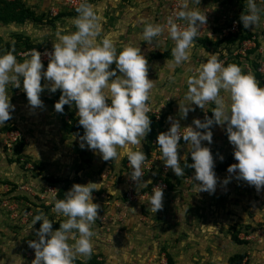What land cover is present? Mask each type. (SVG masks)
Instances as JSON below:
<instances>
[{"label": "rangeland", "instance_id": "374dc122", "mask_svg": "<svg viewBox=\"0 0 264 264\" xmlns=\"http://www.w3.org/2000/svg\"><path fill=\"white\" fill-rule=\"evenodd\" d=\"M79 2L80 0L69 3H66L65 0H0V13H3L4 8L25 12V19L22 22L3 23L0 21V51H5L6 42L17 41V35L20 34L27 37L35 46L34 50L41 53V60L47 61L48 57L42 50H52L53 43L56 42L57 31H61L62 34L75 31L72 20L77 15L75 9ZM88 2L100 18L101 31L100 36L97 37L98 40L106 34L110 35L117 52L122 46L129 43L140 47L141 53L147 60V77L153 80V88L150 90L147 103L153 108L162 110L167 121L171 116L179 122L180 126H195L192 124L193 119H200L203 109H193L196 107L195 104L191 105L186 119L181 118L179 104L187 105V101L184 99L187 91L186 78L194 74L200 62H206L205 56L208 53H216L225 64H236L243 72H252L254 77L255 72H259L263 76L261 79L264 80V0H256L257 7L260 9L258 24L253 28L250 26L248 29L242 25L243 33L250 35L243 40H240L241 35L237 37L230 36L231 33L226 35V26L233 20H236L239 25V16L241 13H246L244 7L246 0H200V4L194 5V7L198 8L201 14L205 13L206 23L197 30V38H194L189 50V59L178 66L171 64V50L174 47V42L167 33V20L170 17L174 18L179 0H88ZM9 10H5L4 14ZM148 22L159 24L164 29L161 36L155 38L152 43L141 39L143 27ZM175 22L181 27L186 26L183 20L177 19ZM21 41L24 39L19 40V42ZM30 51L32 52L33 49ZM30 53L23 55L24 52L20 49L13 52L18 61L27 58ZM158 54L164 55V57L155 58L154 56ZM110 69H115V62L110 65ZM116 71L119 75L118 69ZM255 79L257 82L259 81V79ZM48 83L42 76L41 84L47 85ZM262 84L264 87V81ZM7 91L14 110H11V118L5 121L3 126H0V168L2 167L0 169V232L5 239L11 238V240L18 241L20 238H24L33 216L38 214V211L47 218H51L54 224L59 225L60 222H63L64 217L52 212V195L46 193V185L51 184L57 187L58 194L60 193L63 199L64 193L74 183L92 182L97 183L96 187L99 188L92 192L93 202L99 205L97 215L104 209L106 210L109 203L111 205L109 206L110 210L105 211L104 216H101L103 219L97 218L91 226L94 233L92 237L93 254L87 259L77 257V260L84 263L99 262L98 260H100L102 264H140L135 261L133 256L145 253L149 244L153 242L143 243L142 240L140 244L131 245L130 235L125 236L127 233H125V223L116 229H109L108 219L110 216L116 214L118 220L125 218L126 221L131 218L134 223L141 225L135 232L143 235L144 239H154L155 237L156 240L157 236L161 237V233L167 236L168 229L177 231L178 225L176 224L179 222L175 219L186 208V211L190 210L187 221L190 220L187 225L181 223V232L173 233L177 234L176 237L168 239L172 241L181 239L180 242L186 249L177 252L178 254H196V256L199 254L203 258L204 254H212L213 246L217 248L219 246V250L223 249L229 253L235 246V248L246 249L249 256L255 254L257 261L264 264V186L257 191L246 181L237 180L234 174L227 172V169H214L217 177L215 191L211 194L206 191L194 192L197 187L195 184L199 183L191 179L194 169L189 167L191 176L187 177V180L184 179V176L182 181L170 169L171 180L174 182V178L177 179L173 183L174 186L166 188L165 191L177 190L170 197L163 194L162 200L170 218L164 216L163 219L160 218V221L156 220L153 224H147V221L140 220L138 215L129 214L126 210L127 205L133 204L135 212H139L138 206L140 205L138 204L141 202L138 199H129L127 196L128 183L126 179L129 176L130 168L127 166L126 155H121L114 161H104L98 153L89 150L87 146L83 149L80 147L79 136L83 135L80 132H73V135L69 136L61 133L63 132L61 128L58 129V132L55 131L57 122L50 119L52 113L47 111L50 107L46 98H52L57 102L61 95L59 89L53 93L45 86L40 93L43 106L35 109L29 106L22 87L16 88L9 85ZM64 107L68 110L72 109V112L69 111L72 114L74 109L77 112L74 103L72 108L69 105H64ZM212 107L214 105L208 103L204 108L210 112V117L212 116ZM66 117L67 115L64 116V118ZM217 126L219 125L215 123L211 126V144H208L207 141L201 142L202 146H207L210 149L214 168L223 164L233 151L225 129L221 131L222 135L214 136ZM222 127L224 128V126ZM10 130L18 131L21 140L15 145L9 146L5 140H7L6 133ZM182 141L177 149L178 159L179 157H191L188 155L190 151L182 148ZM147 143L145 137L141 141V145L127 147L132 150H141L145 155H148L147 152L152 148ZM117 151L123 153L125 149L117 148ZM219 156H222L223 159H219ZM183 161H180V165ZM116 166H121L117 171L119 174L112 176V167ZM11 168H13L11 170L13 176L9 174ZM116 169L118 168L116 167ZM157 173L160 171L157 170ZM20 175L25 178H18ZM226 177L229 178V182L225 185L223 181ZM134 186L137 191L136 184ZM149 188L150 184L141 189L148 190L144 201L148 200L151 193ZM141 190L137 192H141ZM98 198H103L107 205L100 204L99 202L103 200ZM202 207H205L204 212L200 211ZM169 209L173 211H169ZM146 214L148 213L141 211L140 217ZM187 214L188 211L186 214L182 213L185 216ZM200 216H204L202 222L198 219ZM2 219L5 223L2 222ZM4 224H6L5 227ZM35 224L37 225V222ZM162 228L166 232L162 231ZM153 230H155L154 236L152 235ZM234 233H238L240 239L248 240V243L245 246L237 244L233 240ZM245 236H251V238L246 239ZM13 244H15L14 248L21 247L22 250V246L15 242ZM170 245L175 246L173 243ZM160 246L161 244L154 245L153 249L157 250ZM27 250L29 254L25 253L24 255L28 259L26 263L31 264L35 254L31 255L30 253L34 249L27 246ZM163 251L159 250V255ZM27 254L31 256L26 257ZM20 255L14 254L17 260ZM154 258L155 261L161 260L160 264L165 261L163 256L158 259L156 255ZM154 258H143L144 264L150 262V264H155ZM192 259L197 262V257ZM206 259L210 260L211 258L206 255ZM183 260L181 258V262ZM248 260L251 258L249 257ZM74 264L77 263L74 262Z\"/></svg>", "mask_w": 264, "mask_h": 264}, {"label": "clouds", "instance_id": "9594fccd", "mask_svg": "<svg viewBox=\"0 0 264 264\" xmlns=\"http://www.w3.org/2000/svg\"><path fill=\"white\" fill-rule=\"evenodd\" d=\"M198 4L200 0H179L174 18L167 20V33L174 42L172 65L178 66L189 59L197 30L206 23L205 13L201 14L194 7ZM244 7L246 13H241L239 20L245 29L253 28L260 20V9L256 0H246ZM75 11L77 15L72 20L75 31L67 34L57 31L52 51L44 53L48 57L46 69H43L41 53L37 50L22 61L17 60L13 50L0 51V126L11 118V110H14L7 91L9 85L22 87L33 109L43 106L40 93L45 86L53 93L59 89L61 95L54 108L63 112L64 105L71 107L74 103L78 123L84 130L79 136L80 147L87 146L104 161L126 155L131 166L130 179L139 191L147 186L141 180L144 175L141 165L146 156L143 151L127 146L141 145L150 131L146 104L153 80L147 77V60L140 47L131 43L117 52L110 35L97 39L101 31L100 18L88 0H80ZM177 19L185 21L186 26L178 25ZM163 31L159 24L145 23L141 39L152 43ZM205 57L206 62H200L194 74L186 78L184 99L187 105L179 104V113L185 118L192 104L204 109L211 103L214 105L212 116L205 115L203 121L193 119L195 128L187 126L183 131L177 120L168 117L170 127L156 139L161 159L166 169L170 168L177 177L184 176V168L180 165L184 160V167L194 169L192 181L199 182L194 192L213 193L217 185L213 156L201 142L211 144V126L215 123L224 126L237 161L228 166L227 172L259 191L264 186V87L238 65L225 64L216 53H208ZM114 62L115 69H110ZM42 76L49 82L47 85L41 84ZM222 92L227 94V99ZM181 138L190 151V165L185 157L178 159ZM117 148L125 152L119 153ZM218 158L223 159L222 156ZM228 182L226 177L223 183ZM96 185L74 183L63 199L52 194V212L65 218L55 230L42 212L33 216L29 229L37 221L42 223L36 232L38 240L28 241L35 252L31 264H74L77 257H91L94 250L91 226L98 218L99 208L92 199L93 190L99 189ZM162 200V187L154 186L147 200L153 213L162 209Z\"/></svg>", "mask_w": 264, "mask_h": 264}, {"label": "crops", "instance_id": "0c3cea01", "mask_svg": "<svg viewBox=\"0 0 264 264\" xmlns=\"http://www.w3.org/2000/svg\"><path fill=\"white\" fill-rule=\"evenodd\" d=\"M250 74H252L253 75V73L252 72H249ZM255 78H256V76H255ZM223 96L225 97V99H227V94H225L224 95V93H223ZM46 104H48V103H46ZM49 105V107L50 108H48L47 109V107H45L46 109H47V111L49 110L52 114H51V116H50V119H52V121H54L55 120V122H57V125H56V127H55V131H57L58 132V129L59 128H61V124H60V116H59V114L55 111V109L53 108V106H50V104H48ZM70 107V106H69ZM72 108V107H71ZM193 108V107H192ZM193 109H196V110H198V109H201L200 107L198 108V106H196L195 108H193ZM69 111H71L72 112V109H69ZM76 111H75V109H74V112H73V116L75 117V118H77V119H79L78 118V116L76 115ZM184 119H186V117L184 118ZM217 130H216V132H215V134H214V136H218V135H222V130L224 129L222 126L221 127H219V126H217V128H216ZM212 132V131H211ZM61 133H63V134H66V133H64V132H61ZM58 135H60L59 133H58ZM67 135H69V136H72L73 134L72 133H69V134H67ZM213 136V137H214ZM146 137V136H145ZM215 138V137H214ZM143 141V140H142ZM183 143H182V145H183V147L182 148H185L187 151H188V148H187V144H186V142L183 140L182 141ZM142 147V146H141ZM185 153H187L186 151H184ZM189 152V151H188ZM231 154V153H230ZM188 155H190V153H188ZM127 159V158H126ZM116 167L118 168V169H116ZM116 167H112V170L113 171H111L112 172V176L113 175H118L119 173L117 172L119 169H120V167L121 166H116ZM0 169H2V167L0 168ZM13 168H11L10 169V172H9V174L10 175H12L13 176V173H11V170H12ZM170 176V175H169ZM189 176H191V174L189 175ZM18 178H25V177H22L21 175H20V177H18ZM113 179V178H112ZM151 179V174H147L146 176H145V178L142 180V181H145V182H147L148 180H150ZM19 181L21 180V179H18ZM21 181H25L24 179L23 180H21ZM126 182H127V179H126ZM174 191H164L163 192V194H165L166 195V197H170V196H172V193L173 192H175L177 189H173ZM121 192V191H120ZM141 192H143V190H141ZM17 193V192H16ZM20 194H22V195H24V193H21V192H19ZM122 193V192H121ZM168 193V194H167ZM119 194V193H118ZM116 198V197H115ZM98 199H102L103 200V198H98ZM100 201V200H99ZM141 202H139V204L138 205H140V206H138V211L139 212H135V210H134V207H133V204H130V205H127L126 206V210L129 212V214L130 213H133V214H136V215H138L139 216V219L140 220H142V221H147V224L148 223H150V224H153V223H155V221L156 220H161L160 218H164V216L165 217H167V218H170V216H169V213H167L168 211H167V209L165 208L166 206H165V203H163L162 202V209H160V210H158L156 213H153L151 210H150V206L148 205V203H147V200H140ZM115 202H116V199H115ZM100 204H102V205H107V203L106 202H104V200L103 201H100L99 202ZM111 205V203H109L108 204V208L106 207V210L104 209L101 213H98V218H101V219H103V217H101V216H104V214L106 213L105 211H107V210H110L109 208V206ZM135 205V204H134ZM147 207V208H146ZM112 208V210H113V206L111 207ZM39 209V208H38ZM175 209V208H174ZM100 211V210H99ZM141 211H143V212H145V213H148V214H146V215H141V217H140V212ZM167 211V212H166ZM169 211H173V210H170L169 209ZM174 211H176V209L174 210ZM188 211V214L185 216V215H182V213H184V214H186V212ZM186 211V208H184V210H183V212H180V214L178 215L179 217L177 218V219H175V220H177L179 223L178 224H176V225H178L177 226V231H178V233H180L181 231H180V229H181V223L182 224H186L187 225V223H188V221L190 220V219H188V221H187V217L189 216V211L190 210H187ZM200 211H205V207H202V208H200ZM137 213H139V214H137ZM178 213V212H177ZM217 215H219L218 213H217ZM120 217V216H119ZM155 217V218H154ZM150 218V219H149ZM152 218H154V219H152ZM182 218H183V220H182ZM204 218V216H200L198 219H200V222H202V219ZM109 220V229H116L119 225H122V224H124L125 223V228H126V230H125V236L127 235V234H129L130 235V238H131V245H134V243H136V244H140V242L143 240V243L144 242H148V241H152L153 243L152 244H149V247H148V249H147V251L145 252V253H142V254H137L135 257L133 256V258L135 259V261L137 262V263H140V264H144V260H143V258H148V259H150V258H154V257H156V255H157V257H158V259H159V257H161L162 258V256L164 257V253H162L161 255H159V250H164L166 253H169L170 255H171V257H172V259H173V261H174V264H227V260H228V258L232 255V254H234V253H237V252H246V249H244V248H241V247H239V248H235V246H233V250H231V253H229V252H226V251H224L223 249H220L219 250V246H218V248L217 247H215V246H213V248H212V254H204V256H203V258L201 257V256H199V254H197V256H196V254L194 255V254H178L177 252H180V251H182V250H184V249H186V247L185 248H183V245H182V243L180 242V240L178 239V240H176V241H172V240H168V239H171V238H174V237H176V235L178 234L177 233V231L175 230V229H173V230H169L168 229V231L166 232L163 228L161 229L162 231H164V232H166V234H167V236H164L162 233H161V237H156V240H155V237H154V239H148V238H145L144 239V237H143V235H141V234H138L137 232H135L136 231V229H138V228H140L141 227V225L140 224H137V223H134V221L131 219V218H128L127 219V221H126V219L125 218H121V220H118V216L116 215V214H114V215H111L110 216V218L108 219ZM174 220V219H173ZM177 221H173V222H177ZM2 222L3 223H5L4 222V220L2 219ZM106 222V221H105ZM118 222V223H117ZM105 224H107V223H105ZM180 224V225H179ZM30 225L31 224H29V227H28V231L26 232V235L24 236V238H25V240H24V238H20V237H17V238H20V240H18V241H16V239H13V240H11V238H9L8 240H7V238L5 239L3 236H2V233L0 232V264H27L26 262H27V260L28 259H26L25 258V253H28V250L26 251V249H27V246H28V241L29 240H33V239H36V240H38V236L36 235V232H37V230L39 229V227H37V225L36 224H34L33 226H32V228L31 229H29L30 228ZM6 226V224H4V227ZM38 228V229H37ZM53 230H55V228L53 227L52 228ZM129 229H130V231H129ZM129 231V232H128ZM177 233V234H173V233ZM141 233V232H140ZM35 234V235H34ZM138 234V235H137ZM147 235H149V234H147ZM152 235L154 236L155 235V230H153V233H152ZM109 236V235H108ZM111 236V235H110ZM109 236V237H110ZM149 237V236H148ZM122 239V238H121ZM262 241H263V237H262V239H261ZM21 241V242H20ZM123 241H124V238H123ZM13 242H15L16 244H18V245H20V246H22V250H21V247H16V248H14L15 246V244H13ZM103 243V242H102ZM174 244L175 246H173V245H170V244ZM177 243V244H176ZM159 244H161V246L160 247H158V249L156 250V249H153L154 248V245H157V246H159ZM25 246V248H23ZM243 246H245V245H243ZM28 248H29V246H28ZM217 249V250H216ZM16 250V251H15ZM122 250V249H121ZM223 250V251H222ZM123 251V250H122ZM154 251V252H153ZM163 251V252H164ZM9 252H12L13 254H10ZM161 252V251H160ZM6 253V254H5ZM124 253V252H123ZM247 253V252H246ZM14 254H21L20 256H18V260H17V258H16V256H14ZM29 254V253H28ZM28 254H27V256L26 257H30L32 254H35V252L33 251H31V255L30 256H28ZM151 254H153V255H151ZM262 254V253H261ZM206 255H207V257H208V255H209V258H211L210 260H205V257H206ZM251 256H249V254H247L246 255V257H245V259L247 260L246 262H247V264H261V262L259 263L258 261H257V259L255 258V254H250ZM197 257V262L196 261H194L192 258H196ZM251 258V260H248V258ZM264 257V256H263ZM181 258L182 259H184L183 260V262H181ZM263 259V258H262ZM262 259H261V261H262ZM17 260V261H16ZM154 263L155 264H160V261L161 260H157V261H155V258H154ZM30 263V262H29ZM151 263V262H150ZM149 263V264H150Z\"/></svg>", "mask_w": 264, "mask_h": 264}, {"label": "trees", "instance_id": "16d2710c", "mask_svg": "<svg viewBox=\"0 0 264 264\" xmlns=\"http://www.w3.org/2000/svg\"><path fill=\"white\" fill-rule=\"evenodd\" d=\"M5 10H9V9L4 8L3 9V13H0V21L3 22V23L22 22L25 19V12H23L22 10L13 9V11L9 10L8 12H6L4 14ZM243 31H244V29L242 28V23L239 22L238 32L233 33V34L229 33V34H230V36H236V37L238 35H241L240 40H243V39L248 38L250 36V35L248 36V34L243 33ZM21 39H24V41L19 42V40H21ZM16 40L17 41H15V40L11 41L10 40V41L6 42V44L4 46L5 51L6 50H13V52H14L17 49H20V51L26 52L28 50L36 49L35 46L31 43V41L27 37H24V36H21L20 34H18ZM154 57L155 58L164 57V55L161 56V54H158V55H156ZM47 63H48V60L44 61V62L42 61L44 69H46ZM255 76H256L257 79H259L258 84L262 87V85H263L262 83H263L264 80L261 79V78L263 76L259 72H255ZM46 99H47V102L49 104H52V106L54 108V104L56 102L52 98H46ZM57 113L60 116L61 130L64 133L69 134V133H73V132H80L81 134H83L84 130H83L82 126L79 125L78 119L75 118L73 116V114L70 113L69 110L66 107L63 106V112H57ZM65 115H67L66 118H64ZM149 120H150V131L146 134V140L148 142L147 144L150 145V142H151V140L153 138H157L159 133L165 132V130H168V128L170 126H168L167 128L163 127V123H164L163 119L156 121V120H154V118L150 117ZM231 155H232V153L228 156V158L224 161L223 164L215 167L214 169L226 170L228 168V166L230 165V163H231ZM186 161H187V164L190 165L192 163L191 157H187ZM184 164H185V161H183V163L181 165V167L184 168V176H189L190 175L189 167H184ZM184 176L179 177L181 181H182ZM169 177L170 176H167L165 178V181L167 183V186L169 188H172L174 186L173 183L175 182V180L177 178L175 177L174 178V182H173L171 179H169ZM57 197H58V199H62L60 193L57 195ZM48 219L52 223V228L53 227L54 228L59 227L58 224H54L52 222L51 218H48ZM41 223H42V221H37V225H39V227H40ZM233 240L237 244H242V245L244 244L245 245V244L248 243V240L240 239L238 233H234L233 234ZM163 253H164L166 264H174V261H173L171 255L169 253H166V252H163ZM246 255H247L246 252L234 253L228 258L227 264H236V263L241 262L243 259L245 260V264H247V262H246L247 260L245 259ZM98 261L99 262H97V261H89L87 263H84V262H82L80 260H77V258H76L74 262L77 263V264H102V262L100 260H98Z\"/></svg>", "mask_w": 264, "mask_h": 264}, {"label": "built area", "instance_id": "2783aa9c", "mask_svg": "<svg viewBox=\"0 0 264 264\" xmlns=\"http://www.w3.org/2000/svg\"><path fill=\"white\" fill-rule=\"evenodd\" d=\"M65 1H66V3H69V2H74L75 0H65ZM226 30H227L226 35L229 33L233 34V33L238 32L237 21L233 20L232 22H230V24L228 26H226ZM42 51L51 52L52 50L51 51L42 50ZM30 52L31 51L28 50V51L24 52L23 55H25L26 53H30ZM146 106L149 109V111L147 113L149 118L152 117L156 121L163 119V122H164L163 127L167 128L168 126H170V121L169 120L167 121V119L164 117L162 110L160 111L156 108H153V106L150 105L149 103H147ZM205 115L210 117V112L207 109H203L202 114L199 117L200 118L199 120L203 121L205 118ZM181 127H182L181 131H183V127H187V126H181ZM192 127L195 128V126H192ZM165 131H167V130H165ZM6 137H7V140H5V141H6V144L9 146L12 144L15 145L21 138L19 132L16 130L8 131L6 133ZM156 139L157 138H153L151 140L149 146H150V148H152V150H149L147 152L148 155H145L146 159H145L144 163L141 165V170L144 172V175L141 177V180H143L147 174H151V179L146 182L147 186H149V184H150V188H149L150 192H151L152 188L154 186H157V185L162 187V190L165 191L166 188H168L167 183L165 181V178L167 176H169V174H170V168L166 169L165 164H164L163 160L161 159L160 151H159L158 145L156 144ZM182 140H183V138H181L178 141V144H180ZM231 153H232V155H231V163L230 164H234L237 161L234 159L233 151ZM127 166L130 168V171H131V166L129 165L128 162H127ZM157 170L160 171V173H157ZM187 177H189V176H185L184 179L187 180ZM169 179H172L171 176L169 177ZM127 183H128L127 196L129 199L143 200L148 195L147 189L143 192L135 191V188H134L135 182L130 179V176H128V178H127ZM45 191H47L46 193L49 194L50 196L52 194H55L57 196V194H58V188L55 187L54 185H51V184H48L45 186ZM245 238L250 239L251 236H245ZM162 264H166V261H164V263H162ZM236 264H245V260L243 259L241 262L236 263Z\"/></svg>", "mask_w": 264, "mask_h": 264}]
</instances>
